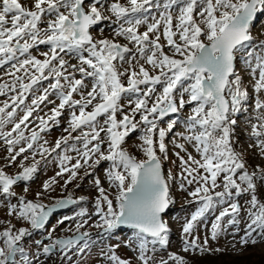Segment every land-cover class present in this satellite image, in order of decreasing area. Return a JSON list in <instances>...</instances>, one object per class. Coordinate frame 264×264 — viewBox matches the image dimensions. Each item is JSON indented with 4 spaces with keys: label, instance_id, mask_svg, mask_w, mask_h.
<instances>
[{
    "label": "snow or ice",
    "instance_id": "obj_1",
    "mask_svg": "<svg viewBox=\"0 0 264 264\" xmlns=\"http://www.w3.org/2000/svg\"><path fill=\"white\" fill-rule=\"evenodd\" d=\"M27 4L0 0V69L10 78L0 82V95L11 93L0 105V140L6 145L8 166L21 158L15 175L0 167V201L8 216L30 225L17 229L8 221L0 230V264H41L42 257L53 255L63 264H73V256L85 252L90 233L80 229L91 219L86 209L77 213L87 219L75 223L72 235L54 238L52 228L45 237L49 242L36 239L32 249L24 247L34 230L46 228L53 209L77 203L67 198L46 206L38 202L43 192H37L34 201L18 197L15 191L18 182L30 181L41 160L57 150L64 154L57 153L59 170L44 182V192L52 189L57 177L64 179L66 187L83 178L81 169L84 176H91L102 162H110L105 179L115 196L110 198L98 176L93 179L98 192L94 226L105 232L126 225L142 237H151V243L167 246L169 227L162 214L173 203L172 181L191 197L189 203L197 204L181 226L185 253L227 251L212 248L209 241H217L226 225L237 226L242 218L243 235L237 240L241 230L234 228L231 248L240 252L249 244L264 242V201L259 198L264 167L249 171L243 153L234 148L236 117L252 100L259 123L251 125L255 144L249 147L258 148L264 156V52L246 48L253 41V22L264 12V0H113L107 6L102 0H27ZM153 9L159 10L156 15H151ZM103 21L114 23V37L127 43L94 37L92 27ZM42 45L47 50L40 51ZM241 55L250 58L245 63L252 77V95L236 70ZM44 81H48L46 87ZM186 105L192 107L185 118V132L178 134L183 143H175L179 151L174 152L180 171L176 175L169 171L166 178L162 172V161L168 159L165 141L178 121L168 120L166 128L159 127V122ZM44 108L48 111L40 115ZM65 111L66 135L48 146L41 133L59 125ZM140 126H144L143 134L136 149L144 158L125 147L126 138ZM77 143L82 147H76ZM69 150L77 156L68 155ZM29 157L31 162L25 164ZM245 195L248 199L241 204L239 198ZM11 198L17 202L11 203ZM217 207L221 210L210 235L201 238L200 225ZM71 219L75 218L65 216L57 223ZM126 246L138 253V264H187L176 253L157 260L155 249L143 238L138 246ZM100 255L104 264H133L113 248Z\"/></svg>",
    "mask_w": 264,
    "mask_h": 264
},
{
    "label": "rangeland",
    "instance_id": "obj_2",
    "mask_svg": "<svg viewBox=\"0 0 264 264\" xmlns=\"http://www.w3.org/2000/svg\"><path fill=\"white\" fill-rule=\"evenodd\" d=\"M22 3L27 7V0H21ZM113 0H102V3L107 6ZM123 2V0H122ZM159 10L153 9L151 11V15H156ZM116 25L111 21H103L97 25H95L91 32L96 38H109V39H117L121 44H126L123 38L114 37V28ZM144 26H141L140 31H144ZM251 34L253 36V41L251 44L246 45L248 51H252L254 53L264 52V47H261L264 44V12H260L257 14V21L253 23L251 27ZM161 43H164L162 40ZM131 47V45H129ZM48 46H41L40 51L47 50ZM165 51H168L165 48ZM34 55H38L39 53L33 52ZM170 54V53H169ZM66 58H71L69 56H65ZM250 59L245 55H241L235 62L236 70L239 75L242 77L243 86L246 87L249 91V94L252 95V88L248 85L252 80V77L248 74L247 64L245 60ZM73 63H77L76 59L72 58ZM142 62V61H141ZM127 67V65H125ZM0 77L3 78L2 81H9L10 78L4 76V69H0ZM48 81L42 82V86L46 87ZM159 88V86H157ZM8 96L0 95V105L3 104L4 101L9 99ZM79 98V97H76ZM262 98H264V94H262ZM50 99H56L55 97H50ZM59 101L57 100V103ZM126 104V100L122 101ZM253 101L249 100L245 105L246 111H242L237 115V126L235 129V140L234 148L237 152L243 153L244 159L246 161V165L253 166L256 168L257 166L264 167V156L260 154V150L255 147H249V145H254L255 140L251 137V125L259 123L257 121L256 113L253 110ZM51 105L48 106L50 108ZM192 105H186L184 109L180 112L168 115L164 118V121L159 122V127H167L168 120H177L178 124L174 128L172 133L166 137V144L168 146V159L162 161V170L163 174L167 178L169 171L173 175H176L179 169V160H177L174 155L175 151H179V149L175 148V143H183L182 140L179 139L180 133L185 132V118L190 114ZM43 108V106H42ZM48 108H44V111L39 113L43 115L44 112L48 111ZM119 118V115H118ZM68 112L65 111L64 115L59 118L60 123L56 126H51V130L49 132L41 133L44 139L48 141V146H52L57 138L62 135H66L63 129L67 126ZM103 119V118H101ZM139 119V117H137ZM38 123V122H36ZM35 123L29 125L30 128H34ZM10 125L8 128L10 129ZM144 126L138 127V129L132 133L128 138H126L125 147L134 155L138 156V158H144L143 153L136 149V145L140 143L139 137L143 134ZM8 130V129H5ZM26 135H29V132H25ZM76 135V133H74ZM72 142L70 141V145ZM69 145V146H70ZM82 147L79 143L76 146ZM19 147V146H17ZM188 147L189 152H193V155H196L193 149L190 146ZM6 145L0 140V167L4 169V171L9 175H15L19 169V162L21 158H17V163L8 166L6 157L7 152L5 151ZM70 151L67 152L69 154ZM57 153L63 155L64 152L62 150H57ZM57 153H52L51 157H48L47 160H41L39 165V170L34 174L33 178L27 182H18L15 186V191L19 196L25 197L27 200L36 201L38 198L36 196L37 192H43V195L39 197L38 202L43 203L44 205H50L56 203L60 198L67 197L77 201L72 206H69L67 209H62L58 213L55 214L54 217H51L50 221L46 225L45 229L34 230L32 235L28 237L24 241V247L26 249H32V242L36 239H45L47 232L52 228H55V232L53 233L54 238H63L73 234L75 232V223L82 219H87L86 217H79L77 213H79L82 209H86L87 213L91 216V219L88 221V224L84 226V228L80 229L81 232L87 231L90 233V236L87 239V248L83 254H76L73 256V264H104V257L100 255L101 251H107L110 248H113L117 255L121 256L125 259H131L133 264H138L136 259L138 253L133 251L132 247L126 246L127 244H132L133 246H138L140 242V238H137L135 234L132 233L131 229H128L125 226H120L111 231L105 232L103 229L95 227V222L98 220V217L95 215V200L98 196V192L96 191L93 185L94 177L98 176L101 181L104 182L103 186L108 190L110 198L115 196V190L110 188L106 179H105V169L110 167V162H102L99 167L92 173L91 176H84V169L80 171V177L72 183L68 184L64 187V179L57 177V183L53 185L52 189L47 192L43 191L42 185L44 182L49 181L50 178L56 175L59 164V157ZM77 156L75 152H73ZM181 155H184L181 152ZM40 159V157H37ZM175 161V163H173ZM25 164L31 162V157H29L28 161H23ZM74 163V162H73ZM88 171L92 172V169H88ZM170 184V195L172 197L173 203L170 204L168 211L164 213L163 219L167 222L169 227L168 232V244L167 246H162L158 242L153 244L152 240L148 241V246L150 249H155L156 259L159 260L161 257L167 258V254L176 253L180 256L184 257L187 264H224L227 262L237 263L238 257H240L239 262L241 264H256V263H264V242H258L255 246L249 244L247 245L243 251L237 252L236 250L231 248L232 243V235L234 228L239 227L241 230L239 234H237L236 239L239 240V237L243 235V229L245 227L244 219H241V222L237 226H227L225 218L224 224L226 225V232L217 240V241H209L212 248L221 247L226 248L227 251L223 253H206L201 255L200 253H185L183 251V244L181 240V226L185 222V219L190 216V214L195 211L197 204L189 203L191 197L187 196V192L181 190L178 187V182L169 181ZM79 185V186H77ZM28 187V191L25 192L24 188ZM188 190H191V186ZM219 190V189H217ZM83 197V200L80 198ZM259 198L264 201V188L260 189ZM240 203L244 204L248 197L245 195L240 197ZM11 203H16L17 198H11ZM221 207H217L212 212L206 214L203 224L200 225L198 229V234L203 238L206 234L210 235L211 225L215 221L216 215L219 214ZM68 216L74 217L75 219L67 220L64 224H58L57 221L61 218ZM11 221L15 224L16 228L19 229L21 227L29 228L30 225L21 220H17L13 217L7 215V208L3 201H0V230H3L4 227H7V222ZM69 227L72 228V231H69ZM135 230V229H134ZM146 235V234H145ZM45 242H49L45 239ZM82 244L84 242H81ZM119 245L118 248L115 246ZM237 248L241 246L239 244L236 245ZM41 264H63L60 257L58 255H53L51 258L42 257Z\"/></svg>",
    "mask_w": 264,
    "mask_h": 264
},
{
    "label": "trees",
    "instance_id": "obj_3",
    "mask_svg": "<svg viewBox=\"0 0 264 264\" xmlns=\"http://www.w3.org/2000/svg\"><path fill=\"white\" fill-rule=\"evenodd\" d=\"M247 169L249 170V171H252V170H254L255 168L253 167V166H247ZM132 233L133 234H135L136 235V237L137 238H143V239H145V240H147V241H149V240H152V238L151 237H149V236H147V235H143V237L141 236V234L137 231V230H133L132 231ZM239 259H240V257H238V262L237 263H231V262H227V263H224V264H241L240 262H239ZM256 264H261V263H256ZM262 264H264V263H262Z\"/></svg>",
    "mask_w": 264,
    "mask_h": 264
},
{
    "label": "water",
    "instance_id": "obj_4",
    "mask_svg": "<svg viewBox=\"0 0 264 264\" xmlns=\"http://www.w3.org/2000/svg\"><path fill=\"white\" fill-rule=\"evenodd\" d=\"M253 23H255V21L253 22ZM169 115H171V114H169ZM162 172H163V170H162ZM61 199H67V197H62V198H60L59 200H61ZM72 200H74V199H72ZM53 204H55V203H53ZM53 204H50V205H46V206H51V205H53ZM73 204H67V205H65L64 207H59V208H55V209H53L52 211H51V214H50V216H49V221H50V219H51V216L52 215H55L57 212H59V211H61L62 209H64V208H68L69 206H72ZM168 211V209L165 211V213ZM164 214V213H163ZM162 214V215H163ZM48 221V222H49ZM122 227L123 226H125V227H127V228H129L128 226H126V225H121ZM130 229H132V228H130ZM136 230V229H135ZM138 231V230H137ZM68 237V236H67ZM67 237H63V238H67ZM63 238H60V239H63Z\"/></svg>",
    "mask_w": 264,
    "mask_h": 264
},
{
    "label": "bare ground",
    "instance_id": "obj_5",
    "mask_svg": "<svg viewBox=\"0 0 264 264\" xmlns=\"http://www.w3.org/2000/svg\"><path fill=\"white\" fill-rule=\"evenodd\" d=\"M257 21V18H256V20H255V22ZM67 60H70V62L71 63H73V60H72V58H66ZM249 86H250V82H249V84H248ZM76 147H79L78 145L76 146ZM70 152H69V154L68 155H70V156H72V157H76V155L75 154H73V151H71V150H69ZM72 162H75V159L72 161ZM58 213V212H57ZM55 215H52L51 217H54ZM128 229H130V228H128ZM132 231L134 230V229H131Z\"/></svg>",
    "mask_w": 264,
    "mask_h": 264
}]
</instances>
